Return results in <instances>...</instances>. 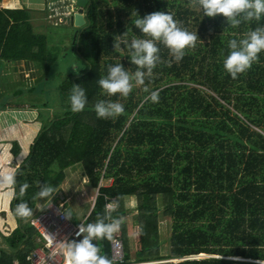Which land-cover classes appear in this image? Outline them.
<instances>
[{"label":"trees","instance_id":"16d2710c","mask_svg":"<svg viewBox=\"0 0 264 264\" xmlns=\"http://www.w3.org/2000/svg\"><path fill=\"white\" fill-rule=\"evenodd\" d=\"M72 1V9L52 3L54 14L65 21L53 27L71 23L75 29L70 64L79 69L76 72L70 66L59 84L51 81V65L46 71L40 67L50 52L49 34L35 30L31 10L0 8V58L23 61L30 72L28 87L15 93L30 99L2 102L0 110H37L42 122L17 170L14 214L20 202H27L34 212L38 203L50 198L37 196L40 183L50 184L57 192L67 178L66 169L80 164L90 188L98 189L85 225L102 216L108 203L118 205L112 216L124 220L120 228L125 264L264 261V51L236 79L224 68L228 42L264 27V14L260 20L240 17L241 23L232 27L222 14L204 15L197 0ZM80 7L86 23L76 27L70 19ZM156 11L172 14L182 27L196 33L195 47L185 49L186 54L176 61L157 42L162 62L151 77H145V84L136 85L133 80L126 98L107 95L99 79L107 77L109 65L122 64L130 74L138 70L130 62L128 45L134 37H150L134 21ZM121 38L128 45L114 49V41ZM55 52L59 55L60 50ZM74 84L84 88L87 97L84 110L78 113L71 111L69 99ZM152 91L159 92L158 102L148 99ZM100 100L120 102L125 111L115 118H100L95 111ZM19 150V143L13 142L14 154ZM109 179L110 185L100 186ZM25 182L30 187L20 197L19 186ZM131 196L137 200L131 210L136 212L140 234L138 257L131 254L125 225L130 211L125 199ZM161 216L171 221L170 247L165 253ZM17 218L21 224L9 237L1 238V264L15 260L31 264L28 256L40 244L35 228ZM94 243L114 263L111 240ZM200 254L208 257L192 258Z\"/></svg>","mask_w":264,"mask_h":264},{"label":"clouds","instance_id":"9594fccd","mask_svg":"<svg viewBox=\"0 0 264 264\" xmlns=\"http://www.w3.org/2000/svg\"><path fill=\"white\" fill-rule=\"evenodd\" d=\"M197 3L202 7L204 15L215 17L222 14L232 27H237L241 23L240 17L245 21L260 20L264 14V0H197ZM134 26L150 38L134 37L130 45L123 38L114 41V49H118L121 44L130 47V62L135 64L138 70L134 74H130L122 64L109 65L107 77L98 81L100 87L109 96L120 94L122 97H128L133 89V80L136 85L145 84V77H151L153 69L162 62L157 42L163 43L170 50L174 59L179 61L186 54L185 49L195 47L197 41V34L182 27L168 12L156 11L139 17L134 21ZM228 47L230 53L224 60V68L233 79H236L237 75L248 70L258 60V54L264 51V27H257L248 32L239 41L237 39L230 40ZM168 66H171L170 62ZM71 67L73 71H79L76 65ZM144 91L148 92L149 89L145 87ZM69 99L73 113L84 110L87 97L84 88L79 84H74ZM148 99L158 102L159 92L152 91ZM95 111L98 117L108 119L123 114L125 108L120 102L100 100L95 104ZM16 175L15 171L0 174L2 176L0 183L13 187L16 184ZM29 187L27 182L20 185L19 196L23 197ZM39 187L40 190L37 193L39 198H53L56 194V189L50 184L40 183ZM9 195L16 197L15 192L9 193ZM117 207L118 205L109 203L105 206L104 214L102 216L98 214L94 223L87 225L79 223L75 236L83 238L65 240L63 244L66 264H113L107 256L101 254L100 247L94 241L111 240L113 235L119 231L124 220L122 217L113 218L112 213L117 211ZM57 212L64 219L72 220L73 213L70 209L60 207ZM15 214L21 219H28L33 216V209L27 202H20L15 207ZM258 264H264V261H258Z\"/></svg>","mask_w":264,"mask_h":264},{"label":"rangeland","instance_id":"374dc122","mask_svg":"<svg viewBox=\"0 0 264 264\" xmlns=\"http://www.w3.org/2000/svg\"><path fill=\"white\" fill-rule=\"evenodd\" d=\"M52 3L66 5V9H72L74 4L72 0H65V2L63 3H61L60 0H0V8L26 7L31 10V13L33 14L32 22L35 27V30L41 33L48 32L47 34H49L47 47L50 52H48L46 55V61L44 63H39L41 64L40 67L42 68V71H46L45 67L47 65H51V81L52 83L59 84L62 79H64L67 75V71L70 70V55H73L70 52L72 49V39L75 29L73 26L70 25L71 23H66L65 25L59 26L58 28L53 27L58 24H62V22L65 21L63 16H57L54 14V8L52 6ZM55 8L57 9V7ZM55 49L60 50L59 55H56ZM24 66L22 65L19 67L14 61L7 63L5 60L0 58V104L2 102L15 104L17 101H28L30 99V97L25 96V94L20 96L15 94L17 90L25 89L26 87H28L27 79L30 78V72L25 69ZM34 78L36 77L34 76ZM26 91L27 90H24V93L28 95ZM55 96L57 97L58 95ZM56 100H58V97L56 98ZM56 111H59V107H56ZM36 123L40 124L41 127V121H36ZM1 172L5 174V171L2 168ZM66 173L67 178L59 187V196L63 197L65 199L64 201H69L68 203L70 205L78 208V210L81 212L79 214L83 216L88 212V210H90V206L93 203L94 196H96V190L91 189L88 185L87 177L85 176L80 164L76 165L75 167H69L68 169H66ZM111 183L112 179L106 180L104 182L101 181L100 186L101 184L106 186L110 185ZM69 196L70 200H68ZM125 203L126 206H130V208L135 207L137 204L136 197L131 196L129 198H126ZM129 213H127L125 217L127 220L125 224L127 229V235L129 238V243L131 245V254H136V257H138L139 255H137V251L141 248V243L139 237L140 234H138V222L136 220V212L132 209L129 211ZM159 226L160 233L162 236L161 239L163 240L162 251H164L165 253L169 250L170 247V217L161 216L159 218ZM117 233L122 234L121 228L119 229V231H117ZM202 257H208V255L200 254L192 256V258ZM174 261L178 260L174 259Z\"/></svg>","mask_w":264,"mask_h":264},{"label":"crops","instance_id":"0c3cea01","mask_svg":"<svg viewBox=\"0 0 264 264\" xmlns=\"http://www.w3.org/2000/svg\"><path fill=\"white\" fill-rule=\"evenodd\" d=\"M6 62L10 63L11 61H6ZM16 65L20 67L22 65L24 66L25 64L23 62H16ZM36 121H41L40 118L38 117L37 110L22 109V108L19 109L17 107L15 108L8 107L5 110H0V165L4 168L5 161L9 158L13 159V163L11 166L9 167L5 166L4 168L5 174L9 172H13V171L17 172L18 168L20 167L24 159L28 156L30 149H31V145L34 143V139L41 129L40 124H37ZM41 125H42V122H41ZM15 141H17L20 145V150L17 154H14V152L12 153V146H13V142ZM0 174H3L1 170H0ZM0 180H2V176H0ZM59 191L60 189L56 192L53 198L50 197L44 203H38L36 210L33 212V216L24 221V223H30L31 226L35 228V230L38 233L37 241L40 242L39 245L33 248L30 255L32 254L34 250L43 247L45 243V240L42 234L31 223V220L34 217H36L40 212H42L40 209L45 208V205H47L49 202L59 203L65 200L63 197L59 196L60 195ZM12 192L16 193L15 185L13 187H8L4 185L3 183H0V246H3L1 245L2 244L1 238L9 237L11 233L21 224L19 219L16 217V215L14 214L12 210V200L14 199V197L12 195H9V193H12ZM95 192H96V196H94L93 203L90 206V210H88V212L83 216L79 214L81 212L78 210V208L70 205L68 203L69 201L68 202L64 201L65 209L70 208L73 210L75 214L76 220L74 219L70 220L73 224H76V225H78L79 223H83L84 225L86 224L88 216L91 213V209L94 206L96 197L98 195L97 193L98 189ZM68 200H70V196ZM128 207H129V210H131L130 206ZM115 236H119L123 240L121 233L116 232L113 235V238ZM113 238L111 239V244H112ZM75 240H78V239H75ZM29 256H28V260H29ZM0 262H1V249H0ZM15 263L19 264L17 260L14 261V264ZM115 263L116 262L114 261L113 264Z\"/></svg>","mask_w":264,"mask_h":264},{"label":"built area","instance_id":"2783aa9c","mask_svg":"<svg viewBox=\"0 0 264 264\" xmlns=\"http://www.w3.org/2000/svg\"><path fill=\"white\" fill-rule=\"evenodd\" d=\"M12 163L13 159H7L4 168L5 166H11ZM1 168L4 170L0 165V170ZM60 207L65 209L64 201L59 203L49 202L45 205V209L31 220V223L45 240L44 246L34 250L29 256L32 264H66L63 248L64 241L80 238L75 236L79 224H73L70 220H66L62 215L58 214L57 209ZM111 249L115 264H125L124 242L119 236L113 238Z\"/></svg>","mask_w":264,"mask_h":264},{"label":"water","instance_id":"95a60500","mask_svg":"<svg viewBox=\"0 0 264 264\" xmlns=\"http://www.w3.org/2000/svg\"><path fill=\"white\" fill-rule=\"evenodd\" d=\"M79 2H81V0L77 1L78 4H79ZM71 22L76 27H81V26L85 25L86 18L83 14V8L80 7V8H78V11L75 10L74 14L72 15Z\"/></svg>","mask_w":264,"mask_h":264}]
</instances>
